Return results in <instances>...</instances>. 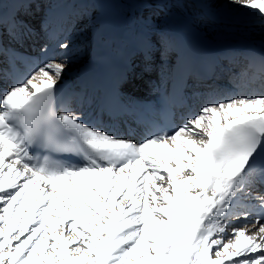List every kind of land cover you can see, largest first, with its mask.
I'll return each mask as SVG.
<instances>
[{"label": "snow or ice", "instance_id": "snow-or-ice-1", "mask_svg": "<svg viewBox=\"0 0 264 264\" xmlns=\"http://www.w3.org/2000/svg\"><path fill=\"white\" fill-rule=\"evenodd\" d=\"M58 47L9 75L0 39V264H264V91L121 132L62 95Z\"/></svg>", "mask_w": 264, "mask_h": 264}, {"label": "bare ground", "instance_id": "bare-ground-1", "mask_svg": "<svg viewBox=\"0 0 264 264\" xmlns=\"http://www.w3.org/2000/svg\"><path fill=\"white\" fill-rule=\"evenodd\" d=\"M81 1V0H79ZM104 4V13L96 12L94 15V21L92 23V35L100 34L94 43L90 38V51L88 58L97 56L101 51L106 49L107 56H117L119 54H130L138 51L141 48L153 50V46L150 42V38L154 35L159 38L161 43V56L163 62L166 64L163 69V74L156 78L155 84L151 86V92L143 95L140 98H133V101L140 100L141 102H150L153 105H157V99L162 90H164V84L169 79V72H166L168 66L172 65V62L179 52H183L189 48H195L196 50L209 55H213L218 61L222 62L220 66L221 77L227 75L230 67L234 68L237 72L235 83L223 82L230 89L236 87L234 93H228L229 95H240L242 91H251L254 94H259L264 91L255 90L252 88L244 89L245 82L249 77L253 76V72L248 68L249 63L246 59L251 56H257L258 58L264 57V24L261 27H256L254 23H251L249 28L247 27H221L217 26L214 29L212 26L208 27L205 24V15L211 14L215 17L223 16L225 14L230 16H236L238 11L244 12L246 9H242L239 5L231 4L230 0H194V4H190L187 0H127L126 4H129L136 15V8L139 4H147L153 11H155L154 20L147 24L139 25L138 20L131 19V24L127 27L121 26L117 22L115 17L114 7L107 0H102ZM113 3V2H112ZM3 8H7V0L2 1ZM33 4V7H32ZM31 8L25 13L23 20L28 26L22 38L16 37L13 34L11 27L12 22L3 26L0 29V37L6 45V53L11 57L4 58L5 72L9 75L15 68L19 70L21 67L20 62L15 64L12 62V58L24 56L25 60L30 59V55L35 53L33 58H38L40 61L47 60L48 58H55L57 61H61L64 57V52L58 45L62 42H71L72 37L68 24L63 20L66 11L59 13L51 21L37 22L35 16L38 5L32 0ZM115 4V3H114ZM36 5V6H35ZM215 6V10L213 7ZM232 9L227 13L229 9ZM32 9V10H31ZM242 9V10H241ZM31 10V11H30ZM165 11V13H162ZM137 16V15H136ZM163 20H160V19ZM254 19V17L252 16ZM48 19V18H47ZM49 20V19H48ZM130 21V20H129ZM253 21V20H252ZM106 22V31H104L103 24ZM109 32V34H108ZM253 44V48L247 47L249 44ZM70 45V44H69ZM14 46V48H11ZM47 47V53L42 52V49ZM23 48V50H21ZM70 56V62L67 64L66 70L62 77L61 83L74 82L78 75L80 68L87 62L82 60L83 52L79 47H72L70 45L68 50ZM148 66L143 63L138 69L133 71V83H125L124 89L126 91L142 86L146 82H143V77L139 74L140 70L147 69ZM149 69V68H148ZM158 69H155L157 72ZM255 82L256 80L253 79ZM253 82V84H255ZM157 84V88L156 85ZM257 84L264 86V81L258 80ZM143 89V88H142ZM128 91V92H129ZM215 92H223V89H215ZM87 91L81 92V97L86 101L80 100L78 104H75L77 108L89 113L90 115H96L102 117L104 109L100 102L94 101L92 95H88ZM126 91V93L128 94ZM130 93V92H129ZM90 100L91 102H88ZM201 102V101H200ZM82 105V108L80 107ZM198 113V109L194 110V114ZM128 124V122H126ZM114 125L115 128L121 132L126 131L122 121H118ZM138 126L132 124L131 130L137 131ZM264 192V188L260 189ZM239 223V222H237Z\"/></svg>", "mask_w": 264, "mask_h": 264}, {"label": "rangeland", "instance_id": "rangeland-1", "mask_svg": "<svg viewBox=\"0 0 264 264\" xmlns=\"http://www.w3.org/2000/svg\"><path fill=\"white\" fill-rule=\"evenodd\" d=\"M36 1L38 2L36 5L39 4L37 9H39L40 7V10H38V12L36 13V17H35V19H37L36 20L37 22L47 21L48 19L52 20L57 13L59 12L61 13L62 10L63 11L66 10L70 5L69 0H36ZM85 1L87 2V4H83V7L80 10L73 9V11H70V13L67 14L66 20L63 18V20L67 22L69 29L71 30L69 35L72 37V41L69 42V44L72 45V47L74 48L79 47L80 50L84 52L82 55L83 61L86 60L85 58H87V55L90 51L89 46L91 45H89V41H90V35L92 32L91 22L94 21L93 19L94 15L96 12H99L101 14L104 13V4L102 0H85ZM107 1L110 2L113 6L115 5L113 11H115L114 13H115L116 19L119 22V24L124 27L131 24L132 22L131 19H133L134 21L138 20L140 26L141 24H147L154 20L155 11H153L145 3L139 4V7L136 8V15H137L136 16L133 8L129 4H126L127 2L125 3V1L127 0H107ZM213 10L216 11L215 6L213 7ZM231 10H232L231 8L227 10L228 11L227 13H229ZM242 11H238V14L236 16H230L227 14L221 17L219 16L215 19L216 21L212 19V16H210L209 19L205 21V24H207V26L209 24L208 27L210 26L213 27L214 25L215 26L218 25L221 27H232V28H235L236 26L238 28L242 24L245 27L249 28L251 26V23L253 22L256 27L262 26L259 20L252 18V15L248 13V10H245L244 12ZM162 13H165V11H162ZM160 20H163V19L161 18ZM257 22L259 23V25ZM153 37H154L152 39L153 47L154 48L157 47L156 51L158 52L154 53V60L152 61V66L160 67V71L158 74H156L155 72H150V71L149 73L148 71L142 72L144 81L149 80L150 83L155 81L156 78H158V76L162 75L163 68L166 65L165 63H163V60L161 59V55H160L161 43L159 42V38L154 35ZM147 66H150V65H147ZM155 69H159V68H155ZM152 84H150V87H147L143 91L148 92L149 90L148 88L151 89ZM142 86H140L141 89L143 88ZM144 86H147V84H145ZM155 86L157 88V84ZM126 91L128 92L129 90L126 89ZM133 92L141 93L142 90L134 89Z\"/></svg>", "mask_w": 264, "mask_h": 264}]
</instances>
